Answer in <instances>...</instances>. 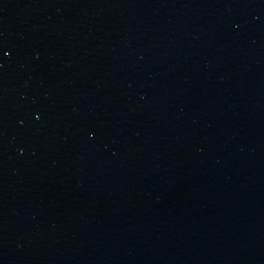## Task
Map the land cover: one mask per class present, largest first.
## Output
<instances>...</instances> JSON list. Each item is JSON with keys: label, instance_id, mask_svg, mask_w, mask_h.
<instances>
[{"label": "water", "instance_id": "obj_1", "mask_svg": "<svg viewBox=\"0 0 264 264\" xmlns=\"http://www.w3.org/2000/svg\"><path fill=\"white\" fill-rule=\"evenodd\" d=\"M0 264H264V0H0Z\"/></svg>", "mask_w": 264, "mask_h": 264}, {"label": "snow or ice", "instance_id": "obj_2", "mask_svg": "<svg viewBox=\"0 0 264 264\" xmlns=\"http://www.w3.org/2000/svg\"><path fill=\"white\" fill-rule=\"evenodd\" d=\"M5 55H7V53H5Z\"/></svg>", "mask_w": 264, "mask_h": 264}]
</instances>
